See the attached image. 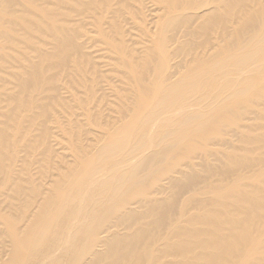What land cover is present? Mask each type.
<instances>
[{
  "label": "bare ground",
  "instance_id": "1",
  "mask_svg": "<svg viewBox=\"0 0 264 264\" xmlns=\"http://www.w3.org/2000/svg\"><path fill=\"white\" fill-rule=\"evenodd\" d=\"M0 264H264V0H0Z\"/></svg>",
  "mask_w": 264,
  "mask_h": 264
}]
</instances>
